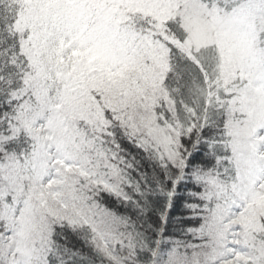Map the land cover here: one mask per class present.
<instances>
[{"label": "snow or ice", "instance_id": "1", "mask_svg": "<svg viewBox=\"0 0 264 264\" xmlns=\"http://www.w3.org/2000/svg\"><path fill=\"white\" fill-rule=\"evenodd\" d=\"M0 264H264V0H0Z\"/></svg>", "mask_w": 264, "mask_h": 264}]
</instances>
